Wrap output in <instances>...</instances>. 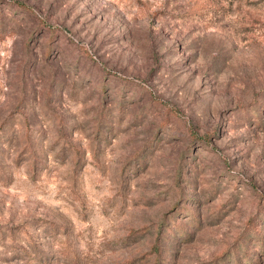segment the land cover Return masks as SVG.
Wrapping results in <instances>:
<instances>
[{
	"label": "rangeland",
	"instance_id": "obj_1",
	"mask_svg": "<svg viewBox=\"0 0 264 264\" xmlns=\"http://www.w3.org/2000/svg\"><path fill=\"white\" fill-rule=\"evenodd\" d=\"M0 264H264V0H0Z\"/></svg>",
	"mask_w": 264,
	"mask_h": 264
}]
</instances>
